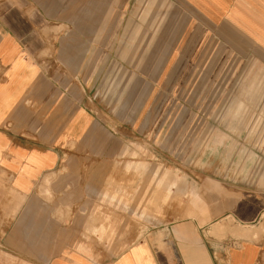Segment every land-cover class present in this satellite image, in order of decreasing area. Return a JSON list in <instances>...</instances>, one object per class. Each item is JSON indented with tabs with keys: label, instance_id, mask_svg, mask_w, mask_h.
<instances>
[{
	"label": "crops",
	"instance_id": "0c3cea01",
	"mask_svg": "<svg viewBox=\"0 0 264 264\" xmlns=\"http://www.w3.org/2000/svg\"><path fill=\"white\" fill-rule=\"evenodd\" d=\"M237 67L264 0H0V264H264V192L141 224L126 155Z\"/></svg>",
	"mask_w": 264,
	"mask_h": 264
},
{
	"label": "rangeland",
	"instance_id": "374dc122",
	"mask_svg": "<svg viewBox=\"0 0 264 264\" xmlns=\"http://www.w3.org/2000/svg\"><path fill=\"white\" fill-rule=\"evenodd\" d=\"M229 72L223 69L221 84L204 86L218 99L172 100L170 115L155 117L157 131L127 150L140 161L133 166L139 175L133 192L141 224L187 217L195 195L210 189L264 192V68Z\"/></svg>",
	"mask_w": 264,
	"mask_h": 264
}]
</instances>
